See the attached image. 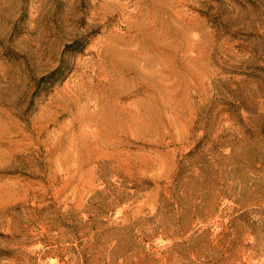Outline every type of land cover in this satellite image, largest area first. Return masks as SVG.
Returning a JSON list of instances; mask_svg holds the SVG:
<instances>
[{
  "label": "rangeland",
  "instance_id": "rangeland-1",
  "mask_svg": "<svg viewBox=\"0 0 264 264\" xmlns=\"http://www.w3.org/2000/svg\"><path fill=\"white\" fill-rule=\"evenodd\" d=\"M0 264H264V0H0Z\"/></svg>",
  "mask_w": 264,
  "mask_h": 264
}]
</instances>
